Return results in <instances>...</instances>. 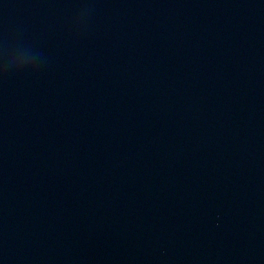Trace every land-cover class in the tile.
<instances>
[{"label":"water","instance_id":"water-1","mask_svg":"<svg viewBox=\"0 0 264 264\" xmlns=\"http://www.w3.org/2000/svg\"><path fill=\"white\" fill-rule=\"evenodd\" d=\"M0 264H264V0H0Z\"/></svg>","mask_w":264,"mask_h":264}]
</instances>
